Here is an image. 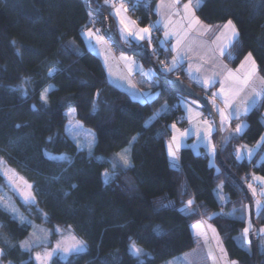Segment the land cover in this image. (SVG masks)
Listing matches in <instances>:
<instances>
[{"label":"trees","instance_id":"16d2710c","mask_svg":"<svg viewBox=\"0 0 264 264\" xmlns=\"http://www.w3.org/2000/svg\"><path fill=\"white\" fill-rule=\"evenodd\" d=\"M126 1L140 3L133 15L140 26L156 20V0ZM145 5L150 6L149 12ZM196 13L210 25L231 19L239 30V43L229 49L231 58L225 55V61L237 67L251 52L264 77V0H202ZM90 18L103 31L107 25L117 33L104 0H90L89 4L86 0H0V160L32 185L45 226L71 230L87 245V251L66 260L54 257L49 264H139V260L163 264L195 248L191 225L207 216H212L208 221L218 230L229 259L254 264L250 243L245 241L243 247L235 240L246 221L228 215L248 211L240 185L217 160V166H211L209 157H203L204 149L197 153L183 148L179 167L170 165L169 124L183 113L180 100L184 98L163 76L174 73L154 76L156 97L152 101L133 100L109 81L101 58L87 48L81 30ZM152 44L156 55L149 49L157 64L162 57L172 58L168 47L154 40ZM138 46L134 43L132 47ZM131 56L151 69L142 52ZM50 68L58 69L51 77ZM48 85L53 88L45 107L39 93ZM191 86L205 94L202 87ZM165 105L169 110L162 112ZM175 105L178 112L173 110ZM70 109H75L77 119L95 134L91 155L88 150L79 151L66 134L65 113ZM263 112L264 99L246 116L244 134L222 148L224 162L241 180L249 171L264 177V145L251 161L237 160L232 151L237 143L253 145L259 140L264 131ZM133 137L132 167L116 168L115 178L106 184L102 173L112 172L106 161L128 147ZM214 137L217 140L216 133ZM45 152L67 155L71 163L48 160ZM218 185L223 186V203L216 196ZM185 186L188 195L181 196ZM192 195L200 214L189 217L178 209L183 206L181 201ZM169 204L173 206L167 207ZM39 216L35 220L41 223ZM256 220L261 229L264 212L256 214ZM0 225V247L8 253L4 264H36L33 250L29 253L19 248V243L29 238L31 226L14 220L3 208ZM133 241L148 255L142 259L132 255L129 246ZM259 264H264L260 250Z\"/></svg>","mask_w":264,"mask_h":264},{"label":"snow or ice","instance_id":"6c2138e0","mask_svg":"<svg viewBox=\"0 0 264 264\" xmlns=\"http://www.w3.org/2000/svg\"><path fill=\"white\" fill-rule=\"evenodd\" d=\"M162 5L166 8L171 9L167 21H158L155 25H149L147 27H139L136 22L131 21L125 15L128 12V8L124 3V0H104V6L109 9V15L113 16L118 23L120 37L119 40L123 41L124 45L132 47L133 44L146 45L151 47L152 45V31L155 29L157 31L163 29L164 40L160 41L163 46L169 40L174 39V45H169L168 50L174 52L175 55L172 56L170 62L160 61L161 68L158 70L163 73H173L175 72L184 62L187 56V50L182 51V47L185 45V41L189 35L196 31L201 35L211 34V43L217 44L223 38L226 43L219 44L218 50L221 56H224L226 53L231 58V53L228 52V49L233 47L235 44L239 43V30L231 19L223 25H217L215 27L205 25L197 16L196 11L201 7V0H188L187 3L180 4V0H171L169 4H164V0H161ZM179 5V7H177ZM173 16L179 17V21L172 19ZM96 20L90 18L89 24L85 25L81 30V36L84 41L88 43L89 47L93 50H102L108 52L110 50L109 40L114 39V34L110 28L106 25L105 31H101L99 28H95ZM99 46V48H97ZM152 55H156V49H152ZM120 60L126 61L129 64V71H132L131 65H135L136 62L134 59L130 58L127 55L121 54L119 57ZM105 64H107L108 56L104 57ZM240 69L242 72L228 69L226 65H223L220 73H214L212 77L208 79H202L200 77H192L193 79L199 80L201 85L205 88L216 87L219 83V91L210 93V100L212 104V109L209 110V115L211 119L204 117L203 112L197 108H193L189 105L188 102H183L185 110L187 113H195L196 119L194 120L192 116H187L186 120L189 123L190 127L187 129L178 128L174 123L172 124L171 130L172 135L171 139L167 143L168 153L170 157V163L173 168L178 167L177 161L179 159L177 153L181 147L182 142L190 137L195 136L198 140L205 143L206 148L211 150V154L214 156L216 154V145L212 143V134L215 131L219 134L222 131H227L232 120H240V117L246 115L249 111L254 109L260 100L264 99V77L257 75V65L252 56V53L249 52L244 60L240 62ZM189 70L191 71V65H189ZM58 69L50 68L48 70V76L51 77L57 72ZM196 72L200 71V68L197 67ZM223 74V80H218L217 77ZM147 80H151L155 75L156 71H149L143 73ZM228 83V87L225 88V83ZM134 88L135 85H132ZM53 86L48 85L40 91V101L43 106L47 107L49 104V91L52 90ZM24 95H27V91L22 89ZM243 93V95H241ZM134 96L143 99H152L151 94H138L133 93ZM100 93H96V97L99 98ZM221 101V104H217V100ZM191 104H196V101H192ZM93 110L96 109V102H92ZM35 110V105L33 106ZM169 109L165 105L161 111L166 112ZM75 114V109H70L65 115L69 117V125L66 129L68 135L71 137L73 142L76 144L79 151L87 149L91 155V149L95 144V136L93 133L88 132L85 135L84 143L79 142L80 132L82 131V125L73 124L71 118ZM159 114V113H158ZM157 114V115H158ZM16 127H20L16 125ZM248 125L244 122L237 123L234 133H230L227 137L221 138V148H223L230 140L237 139L242 136L247 129ZM51 140V137L49 138ZM136 140V137H133L129 142V146L122 149L120 152L106 163H109L112 168V172L105 171L102 173L104 182L107 184L115 178L116 168H128L132 167L131 163V145ZM264 145V136H261L257 142V147ZM254 150L248 148L247 145L241 146L240 148L235 149L234 155L237 160L247 159L251 161L254 156ZM45 156L48 160L54 162H68L71 163V158L67 155L54 156L45 152ZM4 175L8 177L9 183L12 184L13 188L19 194V197L23 200L26 205L35 206L37 201L35 194L31 191L32 185L24 182L27 191L21 190L18 188L13 181L12 177L9 176L8 172H4ZM53 179H57L53 177ZM254 179L258 180L262 186H264V177H255ZM75 187V185H73ZM222 185H218L216 189V196L221 203L225 202V198L221 195ZM248 188L252 190L253 195L256 194V188L253 187L251 183L248 184ZM68 195V193H65ZM181 196L188 195L186 186L183 187V191L180 193ZM260 195L264 197V190L261 191ZM182 207L178 209L185 216H194L199 213V208L194 207L196 204V197L194 195L190 196L186 201L182 200ZM167 207H172L173 205H166ZM0 208L5 209L13 215L14 220H18L22 225L28 224L33 228L31 237L27 240L21 241L19 243V248L24 252H31L34 247H44L43 252H36L34 260L36 264H49L54 254H63L64 256L79 254L87 251L86 242L79 239L71 230L65 236L61 233V239L58 240L55 246L51 251L47 250L46 246V237L50 233H46L45 230L37 228L36 225L32 224L31 221L25 220L17 211V209L11 204L10 199L0 195ZM255 212L259 215L261 212H264V200H257L254 205ZM202 215V214H201ZM215 215V214H214ZM212 216H207L206 219L203 217L196 224L191 225L193 235L197 238H203L205 243H208V232L209 230L213 233L214 237H218L216 229L212 225L207 223V220H211ZM0 227H3L0 225ZM252 229V223L249 221L248 226L244 228V236L247 237L249 232ZM56 232H60L59 228L55 229ZM38 233H43V235H38ZM7 244V241H5ZM251 243V241H248ZM10 248H15V245H9ZM217 247L220 251V256L216 257L214 264L223 258L224 264H239L238 261L228 260L226 258V250L220 247V242L217 239ZM129 251L132 255L137 257L147 255L144 250L136 245L133 241L130 243ZM8 253L4 248L0 247V264H4V261L7 259ZM8 264H11V261H8ZM139 264H144L143 260H139Z\"/></svg>","mask_w":264,"mask_h":264},{"label":"rangeland","instance_id":"374dc122","mask_svg":"<svg viewBox=\"0 0 264 264\" xmlns=\"http://www.w3.org/2000/svg\"><path fill=\"white\" fill-rule=\"evenodd\" d=\"M170 2H171V0H164V4H169ZM187 2H188V0H180V4L181 5L184 4V3H187ZM124 3H125V0H124ZM201 3H202V0H201ZM177 7H179V5ZM155 10L157 12V19L155 21H151L149 25L157 24L158 21H162V20L163 21H167V18H168V15H169L171 9H168L164 5H162L161 0H156ZM128 14H130L133 17V15L131 13L128 12ZM196 16L198 17L197 13H196ZM172 19L175 20V21H179V17H176V16H173ZM136 22L139 24L138 20H136ZM203 23L205 25L212 26V27H215L217 25L225 24V23H223V24L210 25V24H207L205 22H203ZM149 25H147V26H149ZM147 26H140V27H147ZM95 28H99L101 31H103L102 27L98 26L97 21H96V24H95ZM152 34H153V31H152L151 35ZM211 39H212V37H211L210 33L208 35H201L200 33L196 32V31H193L189 35L187 40L185 41V45L182 47V51L187 50V56H186L185 62L181 65V66H184V64H185V70H186L187 76L190 79V81H193L195 84L201 86L205 90V94L204 95L207 97V99L210 101V103H211L210 93L219 91V83L217 84L216 87L205 88V87H203L201 85L199 80L193 79L192 77H200L202 79H208V78L212 77L214 73H220L221 72V68H222L223 65H226L227 68L231 69V70H236V71H240V72L243 71V70L240 69V64L237 67H232L225 61V55H227V53L224 56L220 55L219 50H218V46H219V44L226 43V41H224L223 38H222V40L220 42H218L217 44H213V43H211ZM162 40H164V38L160 39V40L159 39L158 40H154V41L160 43V41H162ZM171 40H173V43L171 45H174V43H175L174 39H171ZM152 41H153V39H152ZM129 48H136V47H129ZM153 48H154V46L152 44L151 45V52H152ZM229 49H228V52H229ZM114 50L116 52H118V53H122L119 50H117L115 48V46H114ZM126 55H128V54H126ZM174 55H175V53L173 52V56ZM252 56H253V54H252ZM253 58H254V56H253ZM161 59H164V57L160 58L159 64H157L159 66V68H160ZM170 60H168V61H170ZM254 60H255V58H254ZM189 65H191V71L189 70ZM256 65H257V63H256ZM197 67L200 68L199 72L195 71ZM147 69H148L147 72L154 71V69L152 67H151V69H149V68H147ZM257 69H258V66H257ZM257 75L260 76L258 71H257ZM183 77H185L184 76V71H183V73L181 75H175L174 74V76H172V78H181V79H183ZM217 79L218 80H223V74H220L217 77ZM152 80H154V77L150 80V82H145V81H143L140 78L135 79V83L137 84L140 93L143 90H145L146 93H149L148 91H150V90H148V89L152 90V87H153ZM185 80H186L187 83H189L191 85L192 82H190L186 77H185ZM228 83H230V82H226L225 83V85H224L225 88L228 87ZM143 94H145V93H143ZM241 95H243V93H241ZM182 101L183 102H188L189 105L191 107H193V108H197V106H199L198 110L203 112L204 117H207L208 119H211V117H209L208 115L205 114V112L202 109V106H201V104L199 102H197L196 100H194L192 98H189V97L182 98L180 100V104H181V107H182V109L184 111V114L182 116H183L185 121H184V123H181V124L179 122H176V121H174V122L169 124L170 134H169V138L167 139V143L171 139L172 130H171L170 126L172 124L175 123L178 128L187 129V128L190 127V125L187 122L186 117L187 116H192L194 120L196 119L194 112L193 113H187L186 112L185 106L182 103ZM192 101H196V104H194V105L191 104ZM261 102H262V100L259 101V103L257 104V106L255 108L259 107L261 105ZM217 104H221V101L219 99L217 100ZM221 106H222V104H221ZM248 113L246 115L241 116L239 121L232 120V122L229 125L227 131H222L223 137H227L230 133H234V130H235V127H236L237 123L244 122V123H246L248 125V123L246 121V116L248 115ZM67 120L68 121H67L66 129H67L68 125H69V117H67ZM71 122L73 124L82 125V131L80 132V136H79V142L81 144L84 143L85 135L88 132H91V133L94 134L93 131L87 129L77 119L76 112H75L74 116L71 118ZM263 123H264V112H263ZM66 129H65V131H66ZM215 133L216 132L214 131L213 134H212V143L217 145L215 137H214ZM66 134L71 139V137L68 135L67 131H66ZM94 136H95V134H94ZM261 136H264V131H263ZM95 141H96V137H95ZM258 141L259 140H257V142ZM257 142H255L253 145H247V144H244V143H241V142L237 143L235 145H239V148L241 146L247 145L248 148L253 149L254 153L256 154L263 147V145H261L260 147H257ZM235 145H233V146H235ZM183 148H191L197 153H201V151L204 149V152L209 155V164L211 166H217L216 154L213 156L211 154V150L209 148H206L205 143L200 141V140H198L195 136H190V137L186 138L182 142L179 151L181 149H183ZM85 150H87V149H85ZM179 151L177 153L178 157H179ZM232 151H233V147H232ZM167 152H168V147H167ZM130 154H131V151H130ZM255 154H254V156H255ZM115 155L116 154H113L112 157L109 160H111ZM168 156H169V153H168ZM263 157H264V155H263ZM169 159H170V157H169ZM131 163H132V161H131ZM177 165L179 166V159L177 161ZM4 172H8L9 176L12 177L13 181L15 182V184H16V186L18 188H20L21 190L27 191V188H26V186L24 184L25 181L16 173V171L14 169H12L5 162L0 160V195H3L5 197L9 198L11 204L17 209L18 213L25 220L31 221L32 224L37 226V228L45 230L46 233H50V235H47V237H46V246H47V250L51 251V249L55 246L56 242L61 239V233H63V235L66 236L68 234L69 230L57 227V228L60 229V232H56L55 231L56 228L54 230H52V229L48 228L47 226H45V224H44L45 215L43 213H41L40 211H38L37 205H35V206L26 205L23 202V200L19 197V194L13 188L12 184L9 183L8 177H6L4 175ZM255 177H261V176L254 173V176L252 175V179L255 178ZM254 181H255L256 184H259L256 179H254ZM259 185H261V184H259ZM249 190L251 191V194L253 195L252 190L251 189H249ZM263 190H264V186H263ZM31 191L33 192L32 189H31ZM253 199H254V202L259 200L257 192H256L255 195H253ZM37 214H40V216L38 218H40L41 223H38L35 220V218L37 217ZM228 215L231 216V217H234V218L244 219L246 221V227L248 226L249 221H251L249 208H248L247 213H244L243 211H241L240 213L231 212V213H228ZM32 232H33V228L31 227V233ZM38 235H43V233H38ZM30 237H31V234H30L29 238ZM235 240L237 241V243L240 246L246 247L245 246V241L246 242L249 241V234H248L247 237H245L244 236V232H242L239 236L235 237ZM138 247H140V246H138ZM258 247H259V250L261 252H264V226L261 227V238L259 240ZM205 248H206V245L201 244L200 241H198L197 246H196V250H195V252H193V253H197V254H195L194 256L192 254H185L184 256L176 257V258L171 259V260H169V261H167V262H165L163 264H214L213 260L208 259L206 251H205ZM44 250H45L44 247H34L33 248V255L35 256L36 252H43ZM144 252L147 253L145 250H144ZM147 255H148V253H147ZM70 256L71 255L64 256L63 254H54L52 258L58 257V258H61L63 260H66ZM145 256L146 255H143V256H141L139 258L142 259Z\"/></svg>","mask_w":264,"mask_h":264},{"label":"crops","instance_id":"0c3cea01","mask_svg":"<svg viewBox=\"0 0 264 264\" xmlns=\"http://www.w3.org/2000/svg\"><path fill=\"white\" fill-rule=\"evenodd\" d=\"M154 11L156 13V19H157V12H156L155 8H154ZM125 15L131 21L136 22V20L130 14H128V12ZM112 18L114 20L117 33L120 37V31H119V26H118L117 20L113 16H112ZM136 24L140 27V25L137 22H136ZM85 44L89 50H91L92 52H94L95 54H97L101 58V61L103 62L105 69L107 71V76H108L109 81L112 84H114L115 86H117V87L121 88L122 90H124L125 92H127L133 100L152 101L156 97V94L151 89H148L151 91V92L148 91L149 92L148 94H151V96H152V99H150V100H148V99L142 100L141 98L133 95V93H138L141 95L143 93H146L145 90L141 91V93H140L139 88H138L137 84L135 83V79L140 78L145 82H150V80H147V78L143 75V73H147L148 69L145 68V66L140 61H138L137 59H135L131 55H127L130 58L134 59L136 62L135 65H131L132 71H129V64L126 61L119 59L120 55L123 53L116 52L114 50V47L111 45L110 42H109L110 50L107 53L102 51V50H93L89 47L88 43L85 42ZM97 48H99V46H97ZM172 54H173V52H172ZM105 55L108 56L107 64H105V60H104ZM123 55H126V54H123ZM184 76L190 81V79L187 76L186 70H185V64H184ZM190 82L194 83L193 81H190ZM132 85H135V87L133 88ZM195 85L198 87H201L197 84H195ZM182 114H184V111ZM208 157H209V155H208ZM168 158H169V156H168ZM245 160L249 161L247 159H245ZM169 162H170V159H169ZM170 165H171V163H170ZM178 167H176V168H178ZM257 182L259 184H261L258 180H257ZM207 223L212 225V227H214L216 229V227L212 223H210L208 220H207ZM191 230H192V228H191ZM216 232L218 233V237H214L213 233H211V231L209 230V232H208V243H205L203 238H197L196 236L193 235L195 240H196V246H197L198 241H200L201 244L206 245L205 251H206L207 257H208V259L213 260V261L216 259V257H219L221 255L219 248L217 247V239L220 242V247L225 249L224 244L221 240V237H220L217 229H216ZM192 233H193V231H192ZM196 246L193 250H191L190 252H188L186 254H192L193 256L195 254H197V253H193L196 250ZM184 255H181V256H184ZM226 258L228 260H230L227 251H226ZM217 264H224V259L221 258L217 262Z\"/></svg>","mask_w":264,"mask_h":264},{"label":"water","instance_id":"95a60500","mask_svg":"<svg viewBox=\"0 0 264 264\" xmlns=\"http://www.w3.org/2000/svg\"><path fill=\"white\" fill-rule=\"evenodd\" d=\"M89 1L90 0H86L87 4H89ZM92 13L94 15H99L98 11L92 10ZM111 30L114 34V39L109 40V42L112 43L117 50H119L120 52H122L124 54H128V55H132L134 52H142L146 56L148 62L150 63V66L154 69V71H156V74H158V75L162 74V72L158 71L160 68L157 65V63L154 62V60L152 59L150 50L146 45H139L136 48H129L126 45H124L122 41L119 40L118 33H116L113 29H111ZM104 31H105V29H104ZM163 76L167 79L169 87L173 91H175L177 94H179L182 97H189V98L196 100L197 102H199L201 104V106L205 109V111L208 114H209L210 109H212V111H214V109L212 108V104L207 99V97L205 95L199 93L193 86H191L185 80H183L181 78H172V77H169L167 75H163ZM216 136H217L216 159H217L220 167L240 185V187L243 189V191L246 195V199H247L248 206H249L250 219H251V223H252V230L249 233V241H251L250 247H251V251H252L254 264H259V247H258V244H259V240L261 237V229H260V226L256 220V212H255V208H254L255 202L253 199V195L251 194V192L248 189L245 182L243 180L237 178L231 172V170L228 168V166L226 165V163L224 162V160L222 158L221 138L223 137V133L222 132H220L219 134L216 133Z\"/></svg>","mask_w":264,"mask_h":264},{"label":"built area","instance_id":"2783aa9c","mask_svg":"<svg viewBox=\"0 0 264 264\" xmlns=\"http://www.w3.org/2000/svg\"><path fill=\"white\" fill-rule=\"evenodd\" d=\"M125 4L128 8V12L131 13L132 15H137L138 13V7L141 6L140 3L138 1H136L135 3H130L129 1H126L125 0ZM145 11H150V6L149 5H145ZM155 25V24H153ZM164 38L163 36V29L157 31V30H153V34H152V39L153 40H160ZM173 43V40H169L167 43H166V46L169 47V45H171ZM161 61H165V62H170L168 60H166V58L164 59H161ZM160 68H161V63H160ZM175 75H181L183 73V69L182 67L180 66L175 72H173ZM173 110L174 111H177L178 112V106L175 105L173 107ZM176 121L177 122H180V123H184V118L182 116L181 113H178L176 115ZM239 148V145H235L233 146V153L235 151V149ZM203 157L204 158H207V155L206 153H203ZM252 175L254 176L253 172L249 171L248 173H245L244 175V182L246 183V185L248 186L249 183H251L253 185L254 188H256V192L258 194V198L259 200H264V198L260 195L261 191H262V186L259 185V184H256L255 181H254V178L252 179ZM260 192V193H259Z\"/></svg>","mask_w":264,"mask_h":264}]
</instances>
